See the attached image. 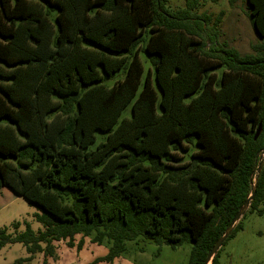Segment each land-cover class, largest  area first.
Here are the masks:
<instances>
[{"label": "trees", "instance_id": "trees-1", "mask_svg": "<svg viewBox=\"0 0 264 264\" xmlns=\"http://www.w3.org/2000/svg\"><path fill=\"white\" fill-rule=\"evenodd\" d=\"M204 1L0 0V187L41 225L0 228V248L29 254L12 264L84 237L108 244L91 263L141 238L188 243L187 264H202L261 155L211 264L247 212L264 214V0H245L260 40L247 53Z\"/></svg>", "mask_w": 264, "mask_h": 264}, {"label": "rangeland", "instance_id": "rangeland-1", "mask_svg": "<svg viewBox=\"0 0 264 264\" xmlns=\"http://www.w3.org/2000/svg\"><path fill=\"white\" fill-rule=\"evenodd\" d=\"M172 7L183 5V0H169ZM211 18L220 13L221 39L236 48L240 53L251 52L253 45L259 43L252 25L245 14V0H205L203 8ZM147 67L146 63H144ZM264 206V204H263ZM36 209L27 201L15 195L6 186L0 187V228L6 227L7 232L15 233L24 230V222L34 230L41 225L33 216ZM18 222L14 228L13 223ZM242 227L231 237L221 250L220 264H264V214L247 212L241 222ZM80 236L75 237V242ZM56 258L48 257L46 264H187L190 245L171 248L168 245L142 241H127L126 250L116 257L113 262L91 263L97 256L106 254L108 244L92 243L89 237L83 238L80 250L68 247L64 241L54 242ZM144 246L140 250L139 247ZM29 254L22 243H10L0 248V264H12L18 258ZM43 255L36 253L32 259L22 264H41Z\"/></svg>", "mask_w": 264, "mask_h": 264}, {"label": "water", "instance_id": "water-1", "mask_svg": "<svg viewBox=\"0 0 264 264\" xmlns=\"http://www.w3.org/2000/svg\"><path fill=\"white\" fill-rule=\"evenodd\" d=\"M260 129L261 128H260V124H259L257 129H256V131H255L254 138H257V136L259 135ZM262 153H264V142H263V146H262ZM262 160H263V156L261 155L259 157V161H258L256 170H255V173L253 175V179L251 181V191H250L249 196L245 199V201L243 202L241 208L234 215V217L231 220L230 224L227 226V228L224 230V232L220 235V237L215 241V243L213 244L211 249L208 251L204 261L202 262V264H211L212 263V259L215 256L216 252L222 246L224 240L228 237V235L230 234V232L232 231V229L234 228L236 223L239 221V219L246 212V210H247V208L249 206V203H250L251 199L253 198V195H254V192H255V181H256L259 169L261 167Z\"/></svg>", "mask_w": 264, "mask_h": 264}]
</instances>
